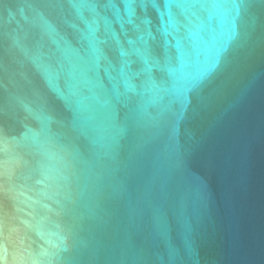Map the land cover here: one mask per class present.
<instances>
[{"label": "water", "instance_id": "water-1", "mask_svg": "<svg viewBox=\"0 0 264 264\" xmlns=\"http://www.w3.org/2000/svg\"><path fill=\"white\" fill-rule=\"evenodd\" d=\"M128 19L0 0V264H264V0Z\"/></svg>", "mask_w": 264, "mask_h": 264}, {"label": "snow or ice", "instance_id": "snow-or-ice-1", "mask_svg": "<svg viewBox=\"0 0 264 264\" xmlns=\"http://www.w3.org/2000/svg\"><path fill=\"white\" fill-rule=\"evenodd\" d=\"M175 2V0H165V3L171 4ZM160 0H123L124 9L126 10L129 19L127 21L128 25L135 24L137 27L141 26L145 22L151 23V21H145L143 19V10L149 7L155 8L159 6ZM140 13V15H137ZM112 38L116 40V43L120 46L121 52L120 55L123 57L127 56H139L142 55L144 50L141 47L133 46L128 50L123 49V45L120 43L119 37L113 31ZM141 42H143V37L140 38ZM101 43H104L103 41ZM129 45H134L135 42L132 40L127 41ZM173 254L175 255V250H173Z\"/></svg>", "mask_w": 264, "mask_h": 264}]
</instances>
